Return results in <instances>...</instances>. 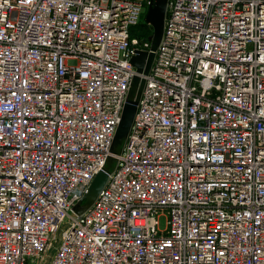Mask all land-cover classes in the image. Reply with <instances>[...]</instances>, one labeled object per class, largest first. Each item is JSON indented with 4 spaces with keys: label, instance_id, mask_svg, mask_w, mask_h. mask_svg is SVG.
<instances>
[{
    "label": "built area",
    "instance_id": "2783aa9c",
    "mask_svg": "<svg viewBox=\"0 0 264 264\" xmlns=\"http://www.w3.org/2000/svg\"><path fill=\"white\" fill-rule=\"evenodd\" d=\"M149 2L0 0V264H264V0H168L116 166L69 213Z\"/></svg>",
    "mask_w": 264,
    "mask_h": 264
},
{
    "label": "water",
    "instance_id": "95a60500",
    "mask_svg": "<svg viewBox=\"0 0 264 264\" xmlns=\"http://www.w3.org/2000/svg\"><path fill=\"white\" fill-rule=\"evenodd\" d=\"M168 0H150L146 9L144 19L152 27L150 47L148 50H136L130 57L131 64L135 67L136 73L133 74L121 109L120 118L115 128L109 153L103 165L96 172L87 187V191L72 206L70 214L72 216L83 213L94 201L100 189L106 183L109 174L114 170L117 157L121 153L126 142L130 126L136 112L137 102L145 83L144 75L149 72L153 62L156 49L162 36L164 20L166 16Z\"/></svg>",
    "mask_w": 264,
    "mask_h": 264
},
{
    "label": "rangeland",
    "instance_id": "374dc122",
    "mask_svg": "<svg viewBox=\"0 0 264 264\" xmlns=\"http://www.w3.org/2000/svg\"><path fill=\"white\" fill-rule=\"evenodd\" d=\"M144 15L145 14H142V16H141V19H140V22L142 23V24H144V25H148L147 24V22L145 21V19H144ZM137 25H134V26H132L131 27V32L133 33V34H136V35H138V34H140V32H139V28L138 27H136ZM143 26V25H142ZM149 26V25H148ZM144 27V26H143ZM152 28V27H151ZM165 219H166V217H165V215L163 214V215H160L159 216V227L160 228H163L164 226H165Z\"/></svg>",
    "mask_w": 264,
    "mask_h": 264
},
{
    "label": "trees",
    "instance_id": "16d2710c",
    "mask_svg": "<svg viewBox=\"0 0 264 264\" xmlns=\"http://www.w3.org/2000/svg\"><path fill=\"white\" fill-rule=\"evenodd\" d=\"M136 27L139 28L138 30H139L140 34L143 35V37L151 38V35H152V28H151V26H148V25H144L142 23H139V24H137Z\"/></svg>",
    "mask_w": 264,
    "mask_h": 264
}]
</instances>
